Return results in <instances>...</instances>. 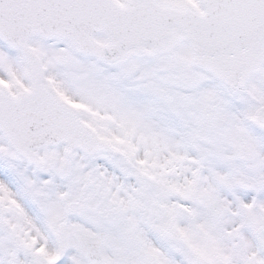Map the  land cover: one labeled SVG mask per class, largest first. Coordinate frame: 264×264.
<instances>
[{"label":"snow or ice","instance_id":"6c2138e0","mask_svg":"<svg viewBox=\"0 0 264 264\" xmlns=\"http://www.w3.org/2000/svg\"><path fill=\"white\" fill-rule=\"evenodd\" d=\"M0 264H264V0H0Z\"/></svg>","mask_w":264,"mask_h":264}]
</instances>
